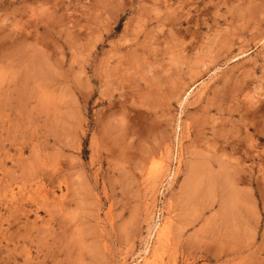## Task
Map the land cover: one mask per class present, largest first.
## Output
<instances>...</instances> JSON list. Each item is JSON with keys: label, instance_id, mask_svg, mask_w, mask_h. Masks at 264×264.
I'll list each match as a JSON object with an SVG mask.
<instances>
[{"label": "rangeland", "instance_id": "obj_1", "mask_svg": "<svg viewBox=\"0 0 264 264\" xmlns=\"http://www.w3.org/2000/svg\"><path fill=\"white\" fill-rule=\"evenodd\" d=\"M0 264H264V0H0Z\"/></svg>", "mask_w": 264, "mask_h": 264}]
</instances>
